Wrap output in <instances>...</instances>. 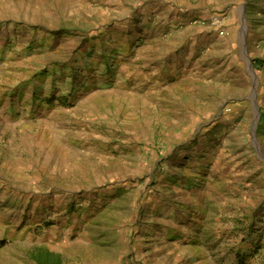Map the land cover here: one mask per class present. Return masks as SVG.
I'll return each mask as SVG.
<instances>
[{
  "label": "rangeland",
  "instance_id": "1",
  "mask_svg": "<svg viewBox=\"0 0 264 264\" xmlns=\"http://www.w3.org/2000/svg\"><path fill=\"white\" fill-rule=\"evenodd\" d=\"M264 264V0H0V264Z\"/></svg>",
  "mask_w": 264,
  "mask_h": 264
},
{
  "label": "trees",
  "instance_id": "2",
  "mask_svg": "<svg viewBox=\"0 0 264 264\" xmlns=\"http://www.w3.org/2000/svg\"><path fill=\"white\" fill-rule=\"evenodd\" d=\"M33 259L37 264H63L59 255L48 251H39Z\"/></svg>",
  "mask_w": 264,
  "mask_h": 264
}]
</instances>
